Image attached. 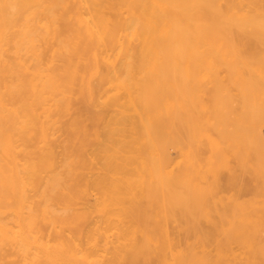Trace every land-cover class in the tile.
Masks as SVG:
<instances>
[{
  "label": "bare ground",
  "instance_id": "6f19581e",
  "mask_svg": "<svg viewBox=\"0 0 264 264\" xmlns=\"http://www.w3.org/2000/svg\"><path fill=\"white\" fill-rule=\"evenodd\" d=\"M0 264H264V0H0Z\"/></svg>",
  "mask_w": 264,
  "mask_h": 264
},
{
  "label": "rangeland",
  "instance_id": "374dc122",
  "mask_svg": "<svg viewBox=\"0 0 264 264\" xmlns=\"http://www.w3.org/2000/svg\"><path fill=\"white\" fill-rule=\"evenodd\" d=\"M96 196L95 195H91V196H89V198H90V200H92V201H94L96 198H95ZM95 210V211H94ZM95 212L96 213H99V211L98 210H96V208H93V210L92 211H90V215L92 216V217H95V215L96 216H98V215H100V213L97 215V214H95ZM91 218V217H90Z\"/></svg>",
  "mask_w": 264,
  "mask_h": 264
}]
</instances>
